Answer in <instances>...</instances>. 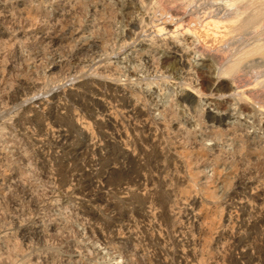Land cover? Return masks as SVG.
Segmentation results:
<instances>
[{"label": "rangeland", "instance_id": "374dc122", "mask_svg": "<svg viewBox=\"0 0 264 264\" xmlns=\"http://www.w3.org/2000/svg\"><path fill=\"white\" fill-rule=\"evenodd\" d=\"M131 1L0 0V8L4 6V10L2 8L0 10V27L2 26L0 33H4L0 34V264H148V262L149 264L155 262V264H179L180 259L178 261V258L183 247L185 248L184 252L194 256L195 262L198 264H230V257L236 255H234V250L227 238L222 234V229L230 230L233 227V224L231 227V223L235 221V212L238 211L232 208L229 215L233 221L222 223L219 220V217L221 218L219 215L222 213L221 208L225 203L185 205L181 199L187 193L198 195L197 191L204 192L205 189L209 190H205L207 194L214 192L216 188L214 193L221 195L224 191L221 181L223 179L235 181L236 178L243 183L252 182L250 185L254 184V187L251 186V189L246 191L250 206L254 208L253 211L250 208L251 211L245 217L252 219H249L252 226L250 225L248 230H251V233L247 232L246 235L250 247L249 252L256 255L260 249V253L258 252L256 256H260L259 258L264 262V253H261L264 250L262 249L264 246V223L261 218L264 213V158L260 153L264 149V126L260 123L261 118L264 119V111L255 106L251 115L241 114L237 108L235 109L234 98L226 94L227 96L223 95L225 96L223 98L222 96L217 97L230 102H227L229 105L223 108H229L224 112L223 109L216 110L209 107L206 97L195 98L190 92L185 91L183 86H176L172 80L167 83L159 79L157 80L158 85L148 84L149 74H147L146 64L144 65V61H137L135 58V52L139 48L128 46L119 51V46L127 38L129 29L130 32L139 30L140 21L146 19L145 15L148 16L147 14L151 12L149 8L153 7L156 0H144L145 4H141L143 0H133V3ZM164 5L161 6L162 12H168L172 7L168 4ZM121 9L123 10L121 11ZM125 10L128 12V18L124 19L120 15ZM62 33L66 34L65 37ZM44 36L54 37L58 41L52 43L47 40V42L41 43ZM194 39L191 35H183L180 38V46L190 47L194 44ZM12 41L15 42L11 44ZM64 41L66 42L64 43ZM192 62L194 66L200 64L197 60ZM263 65H260L261 68L258 66V70L253 68L258 72L261 69V74H257L259 78L264 77ZM135 67L138 69L136 73L134 72ZM108 75L109 77H107ZM159 76L160 74L156 78L158 79ZM135 79L136 81H134ZM262 80L264 79H260V81ZM102 81H113V84L121 85V87L126 86L130 89L133 86L131 91H138V94L143 93L140 97L141 103H144L143 108L145 107L144 111L148 114L147 117H150L149 119L154 123H160L165 119V109L168 108L172 99H175L176 96L183 98V107L173 106L177 118L179 117V122L181 121L179 125L181 134L175 137L172 131H167L166 134L168 133L172 142L179 145L178 151L182 155V162L186 166L189 165L190 170L200 171L195 181V187H198L195 189L203 186L204 190L203 187L197 191L194 188L190 189L188 183L178 181V174L168 172L157 176L148 172L146 173L147 192L150 190L151 195L154 193L153 197H155L159 195L161 189L172 190V197L170 196V203L162 208L158 205L150 208L144 207L145 191H135L134 177L126 170L131 167L130 163L124 161L121 164L120 160L116 161V148L105 143L106 140H112V136L108 135L110 132L99 125L100 128L97 126L96 119L99 118V115H95L92 110L96 107L86 102L88 101L86 96L92 95V89L96 86L99 88L97 83ZM143 99L144 101L147 99L146 103ZM38 102L45 104L44 113H27L24 109ZM258 102L262 101L259 99ZM86 104L90 105L86 106ZM57 105H62V109L54 113L53 109ZM201 111L203 112L201 113ZM119 114V120L122 121L123 113H117V117ZM200 115L202 118L199 117ZM215 117L221 118V123L216 120L211 121V118ZM54 118L59 123L54 121ZM40 122H43L42 125ZM78 124L87 126L91 134L90 143L93 141L91 143L93 147L87 146L89 142L77 128ZM50 127L63 129L68 135V140L61 145L52 138H48L43 129ZM123 130L125 133L127 132L128 138L130 136V140L132 137L130 129L124 127ZM215 131L219 140H217ZM105 132L107 137H103ZM185 132L188 135H185ZM206 132H209V135ZM224 134L226 137L223 136ZM184 136L189 138H183ZM52 140L55 146L52 145ZM189 145L195 149L192 150ZM242 145L244 150H241ZM103 146L105 149L102 148ZM96 147L99 150L102 149L101 152L98 151L100 154L94 150V148L97 149ZM259 150L261 151L259 152ZM196 151H199L200 154L203 153L202 156L200 155L201 157L198 156L199 160L195 156ZM41 154L42 156H40ZM96 154L98 159H96ZM43 157L45 158L43 159ZM92 157L95 160L88 162ZM83 158L88 160V163ZM97 160L99 161L97 162ZM232 160L234 165H232ZM214 169H217L216 173H214ZM82 170L86 171V174L88 170L92 172L85 175ZM245 180L246 182H244ZM87 188L88 190L84 191ZM151 188H153L152 191ZM203 192L199 195H203ZM261 196H263V200ZM252 202L253 204H251ZM192 208L201 214L195 223L193 221L189 223L190 220L184 221V216ZM261 209H263V213ZM144 210L154 213V218L144 219L145 221L140 218L139 216ZM163 213H166L165 220L164 217L160 218ZM255 216L256 218L259 216L260 222L258 218L257 220L254 218ZM126 223L130 224L131 235L127 233L125 235L124 231H120ZM180 224L184 236L193 235V239H195V242L190 246L184 245V242L179 241L176 237L178 235L176 227H181ZM118 226L119 230H117ZM149 231L151 239L147 236ZM227 244L229 245L227 246ZM160 250L163 253H160ZM172 252L175 254L172 255ZM169 255L172 256L169 257Z\"/></svg>", "mask_w": 264, "mask_h": 264}, {"label": "bare ground", "instance_id": "6f19581e", "mask_svg": "<svg viewBox=\"0 0 264 264\" xmlns=\"http://www.w3.org/2000/svg\"><path fill=\"white\" fill-rule=\"evenodd\" d=\"M131 2H129V3H131ZM126 3H128V2H126ZM142 3L145 4L144 0L141 2V4ZM164 4L165 5L168 4V5L172 6V7H170L171 9L168 10V12H166V11L162 12L161 6ZM130 5H132V4H130ZM135 5H137V4L135 3ZM152 6H153L152 8H149V9H151V12L149 14H147L148 16H146L145 14H144L145 17L143 16L146 19H142L140 21V25H138V26H140V28L138 31L136 30V32L135 31L132 32V30H131V32H130V29H129V32H128V30L126 29L127 30L126 32H128L127 38L124 40L122 39L123 40L122 42H124V43H122V45L119 46V51H121L124 47H128V46H133V47L137 46L139 48V50L137 52H135V55H136L135 58L137 61H139V60L144 61V65L146 64L147 74H149L147 77V83L148 84L154 83V84L158 85L157 80H159V79H161V81H163V82H167L169 80H172L176 86H178V85L183 86L185 88V91L190 92L195 98L196 97L197 98L206 97L209 101V103L207 102L209 104V107H213L216 110L217 109L218 110L223 109L225 106L229 105V104L227 105V102H228L227 100L218 99L219 96H222V98H223V97H225L223 95L227 94V95H230L234 98L235 103L233 101L232 102L234 103L235 109L237 108L238 112L241 114L251 115L250 113H252V109L255 106L258 107V109L260 107L261 108L260 110L264 111V102H263V99H264V89H263V87H264L263 83L264 82L263 81L264 80L260 81V79H264V77L259 78V75L257 76V74H261V69H259L260 70L259 72L254 70V69H257L258 66H259L258 68H261L260 65L264 64V0H156ZM142 7L144 8V6H142ZM1 8H2V6H1ZM1 8H0V10H1ZM3 8H4V6H3ZM3 8H2V10H4ZM122 10L123 9H121V11ZM141 10H142V8H141ZM141 10H139V11L141 12ZM121 13L122 14L120 16L122 18L124 17V19L128 16L127 10H125V12H121ZM135 13H137V12H135ZM141 13H143V12H141ZM145 13H146V11H145ZM132 14L134 15V12ZM132 14H131V16H132ZM138 19H139V17H138ZM129 20H130V18L128 19V21ZM124 21H126V20H124ZM0 28H2V26ZM56 31L58 32V30H56ZM69 31H71V30H69ZM2 34H4V33H2ZM62 34H64V33H62ZM186 34L191 35L192 38H195L194 44L190 47H187V48L180 46V38ZM53 35H54V33H53ZM65 35L66 34H64V37H65ZM5 37H6V35H5ZM17 38H19V37H17ZM59 38H60V35H59ZM47 40H48V42H52V43H57V41H58L54 37L46 36L45 38H43L42 42H41V40H40V42L44 43L43 41L47 42ZM23 41H20V42H23ZM14 42L15 41H12L11 44ZM65 42L66 41H64V43ZM21 46H22V44H21ZM22 47H24V46H22ZM104 47H105V45H104ZM116 48H118V47L116 46ZM195 60L200 62V64H198V66H194V63L192 62ZM93 71H94V68H93ZM136 71H138V69L135 67L134 72L136 73ZM87 73H88V70H87ZM96 73H97V71H96ZM118 73H119V71H118ZM79 74H81L80 71H79ZM158 74H160V76L157 79L156 77ZM263 74H264V71H263ZM97 75L99 76V74H97ZM131 75L133 77V74H131ZM107 77H109V75ZM135 77H136V75H135ZM117 79L119 80V78H117ZM136 79L134 81H136ZM138 80L141 81V79H138ZM172 81H171V83H173ZM112 82L111 81L110 82L102 81L99 83L96 82L97 85H99V88L96 86L97 88L94 87L92 89V91L90 90L92 95H87V96L85 95L87 100H88L86 102H89L96 107L92 110H94L95 115H97V114L99 115V118L96 119L97 120V126L99 125L100 127L104 128L105 130H108L110 132V134H108V135L112 136V138L110 137L112 140H106V138H105V140H106L105 143L113 146L114 149L116 148L115 149L116 150V157H115L116 161L120 160L121 164H123L124 161H127V163L128 162L130 163V164L129 163L128 164L131 165V167L127 168L126 170L128 173H130V175H133V177H134V183L133 184L135 185V191L136 192H139V191L143 192V190L145 191L146 196L143 200L144 207L150 208L153 206L155 207V205H158L159 207L162 208V206H165L168 203H170V196L172 195V193H171L172 187L170 188L171 191H168L166 189L165 190L161 189L159 195H157L155 197H153L154 193H153V195H151V193L149 192L150 191L149 188H148L149 191L147 192V185L148 184L146 185V183H147L146 181L148 180V178L146 177V173H148V172L154 173L157 176H160L162 173H168V172H171L173 174H178L179 175V180H178L179 182L188 183L190 186V189L191 188H194V189L197 188L198 186L195 187V185H196L195 181L198 178L200 171H197V169H196L197 167L195 168L196 171L195 170L192 171V170H190L189 165L186 166V164L184 162H182V160H183L182 155H180V151H178L179 145H176L174 142H172L171 138L167 135L168 133L166 134L167 131H170V132L172 131V133L175 134V135L173 134L174 137L177 136L178 134L180 136V134H181V133H179V131H180L179 125H180L181 121L179 122V120H178L179 117L177 118L175 110H173V106L179 105V106L183 107V105H184L183 98L181 96H176L175 99H172L168 108L165 109V112H164V114L166 115L164 117L165 119H163L160 123H154L153 121H151L149 119L150 117L149 118L147 117L148 114L146 113V111H144L145 107L143 108L144 103L143 104L141 103L142 99L140 97L142 96L143 93L138 94L139 93L138 91H137L138 93L136 91L135 92L131 91L133 86L130 89L126 86L121 87V85L113 84L114 82L113 83ZM87 83H88V81H87ZM87 83H85V84H87ZM120 83H121V81H120ZM26 84H28V83H26ZM134 84H136V83H134ZM137 84H138V82H137ZM144 84L147 85L146 82H144ZM80 85H82V84H80ZM130 86H131V84H130ZM83 90H85V89L83 88ZM83 92L85 93V91H83ZM143 97L145 99V96H143ZM72 98H73V96H72ZM144 99H143V101H144ZM259 99L262 101L261 103L258 102ZM146 101H147V99H146ZM146 101H144V102L146 103ZM228 103H230V102H228ZM80 105H81V103H80ZM89 105L90 104H88V105L86 104V106H89ZM61 106L57 105L54 107V109L52 108L54 110V113L58 112V110L62 109ZM82 107H83V105H82ZM47 108H49V107H47ZM24 109H26L27 113H33V114L41 113L42 114V113H44V110H46V106L42 102L41 103L38 102L37 104L32 105L29 108L26 107ZM49 109H51V108H49ZM225 109H223L224 112H226L229 108L226 109V111H225ZM202 112L203 111H201V113ZM117 113H121V114L123 113V116H121V118L124 117L123 120L121 119L122 121L119 120L120 114L117 117ZM30 115H32V114H30ZM47 115H49V114H47ZM43 116H44V114H43ZM43 116H42V118H43ZM95 117H97V116H95ZM199 117L202 118V115H200ZM73 118H74V116H73ZM259 118H258V121H260ZM54 119H55L54 121H56V118H54ZM262 119L263 118H261L262 122L260 121V123H262V125L264 126V119L263 120ZM75 120H76V118H75ZM212 120H216L217 122L221 123L220 122L221 118L215 117V118H211V121ZM56 122H58V121H56ZM56 122H54V123H56ZM42 123H41V125H42ZM73 124H74V122H73ZM78 126H77V128L80 130L81 134L83 133V135H85V140L89 142L87 144V146L93 147V145L91 144L93 141L90 143L91 134H90L87 126L84 124H78ZM124 127H127L132 132V137L130 140H129L130 136L128 138L127 132L125 133V131L123 130ZM43 132L48 136V138L50 137V139L52 138L53 140H55L57 142V144L62 145L68 140V137H67L68 135H66V132L63 131V129L61 130L59 128H55V127L51 128L50 127L49 129L44 128ZM181 132H182V130H181ZM215 133H216V131H215ZM218 133H220V132L218 131ZM105 134H106V132H105ZM105 134L103 135V137H107V134L106 135ZM184 134L188 135L186 132ZM212 134H211V136H212ZM204 135L206 136V134H204ZM216 136H217V140H219L217 133H216ZM219 136H220V134H219ZM223 136H225V134ZM174 137H172V138H174ZM183 138H189V137L184 136ZM214 138H215V136H214ZM46 140H48V139L46 138ZM53 140H52V142H53ZM69 141H71V140H69ZM36 142H37V140H36ZM190 144H193V143H190ZM52 145L55 146L54 142ZM100 145H101V142H100ZM104 147L105 146H103L102 148H104ZM96 148L97 149L94 148V150H96L97 154H100L99 152H101L100 150H102V149L99 150L98 147H96ZM190 148L192 150L195 149V147H192V146H190ZM88 149H91V148H88ZM104 149H103V151H104ZM241 150H244L243 145L241 146ZM260 151L261 150H259V152ZM39 153H40V151H39ZM49 153L51 154V152H49ZM260 153L264 158V149ZM80 154L82 155V153H80ZM83 154L85 155L84 152H83ZM97 154H96V159H98ZM184 154H185V152H184ZM45 155H46V153H45ZM45 155H43V156H45ZM190 155L192 156V153H190ZM200 155L202 156L203 153L200 154L199 151L198 152L196 151L195 156H197V158H198V156H200ZM40 156H42V154ZM87 157H88V155H87ZM94 157H92V159H89V161L88 160L87 161L93 162L95 160V159H93ZM44 158L45 157H43V159ZM193 158H195V157H193ZM199 158H198V160H199ZM232 158H234V157H232ZM234 160H235V158H234ZM236 160H237V158H236ZM68 161H69V159H68ZM98 161L99 160H97V162ZM102 161H103V159H102ZM185 161H187V160H185ZM69 162H71V161H69ZM195 163H196V160H195ZM232 163H233L232 165L235 164L233 160H232ZM82 164H84V163H82ZM90 165H89V167H92ZM93 165H94V163H93ZM67 166L70 167L69 165H67ZM94 167H95V165H94ZM194 167H195V165H194ZM121 168H123V167H121ZM86 169H88V168H86ZM112 169H114V168L112 167ZM90 170H88L87 174L85 173L86 171L82 170V172H84L85 175H89L92 172ZM216 170L217 169H214V173H216ZM233 172H235V171H233ZM217 173H218V171H217ZM75 174L77 175V173H75ZM93 177H92V179H93ZM236 177H238V176H236ZM243 178H244V176H243ZM217 179L215 180V182L217 181ZM231 180L225 181L223 179V181H221L222 185L224 187V191H223V193H221V195H216L214 193L216 188L214 189V192L206 194L205 193L206 189L204 190V187L200 186L198 189L203 187L204 192L203 191L202 192H203L204 196L202 194L200 196L199 193H202V192L197 191L198 189L197 190L195 189L198 192V195L187 193L186 196H184L181 199V202H183V204H185V205L225 203L223 208H221L222 213L219 215V216H221V218L219 217V220H221L222 223L223 222L224 223L232 222L233 220L230 218L229 212L232 208L236 209L238 211L237 213L235 212L236 217H234V215H235L233 213L234 210L231 211L234 214L233 217L235 218V221H233V223H231V227H232V224H233V227L230 228V230H228L227 228L225 230H223L224 228L223 229L221 228L223 231L222 234L224 235L225 238H227L229 244L231 245V247L234 250L233 251L235 253L234 255H236L235 257L234 256L230 257V260H229L230 264H264V262L261 261V259L259 258L260 256L259 257L256 256V255H258L257 254L258 252L260 253V249H258L259 251L256 253V255H254V253L251 254L252 253L251 251H250L251 253L249 252L250 247L248 244V237L246 235V234H248L247 232L251 231V230L248 231L249 227L251 225L249 219H251V218L249 217L247 219L245 217L249 214V211H251L252 209L254 210V208H252L253 206L252 207L250 206L249 200L247 199L248 192H246V191L248 189H251V186H253L254 184L250 185V183H252V182L247 183L246 180L244 181L246 183H243L242 181H240V179H237V178L235 179V181H231ZM75 181H77V179H75ZM250 181H252V180H250ZM211 183H214V182H211ZM88 184H90V183H88ZM228 185H229V187H227ZM152 186H154V185H152ZM89 187H90V185H89ZM88 188L85 189L84 191H87ZM226 188H228V189H226ZM125 189H123V190H125ZM152 189L153 188H151V191H152ZM91 191H93V190H91ZM257 191H259V190H257ZM136 192H135V195H136ZM261 192H263V191H261ZM119 193H120V191H119ZM251 193L253 194L252 191H251ZM246 195H247V197H246ZM253 196H255V195H253ZM258 196H256V197H258ZM262 197L263 196H261V199L263 200L264 197L263 198ZM256 202H258V201H256ZM251 204H253V202ZM258 206L260 207V205H258ZM255 207H257V206H255ZM250 208H251V210H250ZM255 210H257V209H255ZM261 211L263 213V209H261ZM166 213H163L160 218L164 217V220H165ZM252 213H256V212H252ZM199 214H200V212L197 213L192 208L184 216L185 217L184 221L190 220L189 223H192L191 221H193L195 223L196 221H198L197 219L199 218ZM258 215H259V213H258ZM261 216H262L261 218H263L262 222L264 223V213ZM139 217L142 218L143 220L144 219L146 220L148 218L151 219V218H154V213H152L151 211H147V210L145 211L144 210L140 214ZM157 217H159V215ZM254 218H256V216ZM257 218L259 219V216ZM257 218H256V220H257ZM161 221H162V219H161ZM131 222H129V223H131ZM259 222H260V219H259ZM255 223H257V222L255 221ZM132 224H133V222H132ZM255 225H253V226H255ZM180 226H181V224H180ZM227 226L229 228V224ZM261 226H263V225H261ZM149 227H150V225H149ZM258 227H259V225H258ZM176 228H177V230L176 229L175 230L177 231V234H178L176 237L179 239V241L182 240L184 242V245L190 246L191 244H193L195 242L194 241L195 239H193V235H190L188 237L184 236V234H183L184 231L182 232V226L176 227ZM119 229H120V227L117 230H119ZM121 229L122 230H120V231H124L125 235H126V233L130 234V235L132 234V232L130 231V224L126 223L125 227H122ZM254 229L255 228L253 227V231H254ZM259 229H261V228L259 227ZM100 232H102V231H100ZM152 232H153V229H152ZM156 232H158V231H156ZM116 233H118V232H116ZM116 233H114V234H116ZM150 233L151 232L149 231V234L147 235L148 237H150L149 236ZM263 233H264V229H263ZM133 235H134V233H133ZM142 235H143V233H142ZM142 235H141V237H143ZM153 235H154V233H153ZM144 236L146 237V235H144ZM195 236H197V235L195 234ZM121 237L126 238L127 236H121ZM129 238H131V236ZM155 238H158V237H155ZM150 239H151V237H150ZM156 242H158V240ZM228 242H226V243H228ZM250 242L252 243V241H250ZM229 244H227V246ZM254 244H255V242H254ZM149 245H152V244H149ZM263 245H264V243H263ZM254 246H253V248H256ZM262 247H263L262 249H264V246H262ZM183 249H185V248L183 247ZM183 249L180 253V257L178 256L179 257L178 261L180 259L179 264H198L197 262H195L196 260L194 259V256H192L191 254L187 255V252H184ZM177 250H179V249H177ZM230 251H232L231 248H230ZM256 251H257V249H256ZM263 251L261 253H264ZM191 252H192V250H191ZM160 253H163V252L160 250ZM173 254H175V253L172 252V255ZM165 255H167V254H165ZM172 255H169V257ZM157 261H159V260H157ZM197 261L199 262V259ZM150 262H152V261H150ZM148 264H149V262H148Z\"/></svg>", "mask_w": 264, "mask_h": 264}]
</instances>
